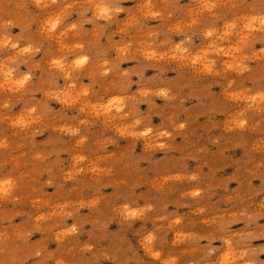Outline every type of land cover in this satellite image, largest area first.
<instances>
[{"label": "clouds", "instance_id": "obj_1", "mask_svg": "<svg viewBox=\"0 0 264 264\" xmlns=\"http://www.w3.org/2000/svg\"><path fill=\"white\" fill-rule=\"evenodd\" d=\"M0 264H264V0H0Z\"/></svg>", "mask_w": 264, "mask_h": 264}]
</instances>
